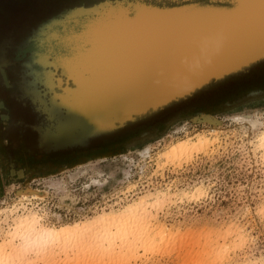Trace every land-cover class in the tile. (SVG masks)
Returning <instances> with one entry per match:
<instances>
[{
	"label": "rangeland",
	"instance_id": "1",
	"mask_svg": "<svg viewBox=\"0 0 264 264\" xmlns=\"http://www.w3.org/2000/svg\"><path fill=\"white\" fill-rule=\"evenodd\" d=\"M237 4L0 0V246L12 252L10 264H264V50L154 103L122 113L117 99L108 115L89 117L70 106L57 111L58 97L73 85L51 54L40 58L43 28L58 20L82 30L119 12L199 17L210 9L232 13ZM199 135L209 142L198 146ZM187 137L191 145L174 148ZM133 203L142 219L144 209L149 214L152 234L165 229L163 239L155 235L133 250L116 241L105 252L91 233L88 254L86 241L75 251L80 239L36 254L23 249L17 231L32 215L52 229L99 227Z\"/></svg>",
	"mask_w": 264,
	"mask_h": 264
},
{
	"label": "bare ground",
	"instance_id": "2",
	"mask_svg": "<svg viewBox=\"0 0 264 264\" xmlns=\"http://www.w3.org/2000/svg\"><path fill=\"white\" fill-rule=\"evenodd\" d=\"M119 13L96 17L91 25L82 30L60 20L43 28L44 39L39 42L43 53L41 60L45 59L46 54H51L52 59L63 68V75L73 85L66 87L64 94L58 97L61 103L55 104L57 111L70 106L74 110L78 108L83 111L88 117L91 114L96 116L99 112L108 115L116 107L117 99L124 104L122 113L131 111L191 87L208 75L218 74L226 68L232 70L230 66L234 65L235 68L236 63L244 58H256L255 55L264 50V0H238L232 13L210 9L199 17L190 16L185 10L157 16L137 9L134 17L130 18ZM68 63L74 64L71 71L67 69L71 65ZM67 71L70 73L66 74ZM187 139L174 143V148L181 150L187 147L190 144ZM204 140L209 142L203 135L195 139L198 146L206 143ZM258 140L264 145L263 130ZM138 204L125 207L121 212L124 215H117L121 216L120 219L117 216V219L114 216L104 218L99 227L91 223L83 227L52 229L39 225L38 217L32 215L20 221L17 231L22 232L23 249H32L36 254L42 253L48 245L65 249L74 239V245L76 239L81 240L75 246V251L80 250L81 243L86 241L85 251L88 254V250H92V244L88 243L92 241L91 233L101 238L97 244L99 250L104 248L105 252H113L116 241L118 249L128 247L133 250L138 244L143 246L154 242L155 235L164 237L162 235L165 232L160 227L157 233H151L152 227L148 225L151 223L147 224L144 220L145 214H149L144 209L146 213L142 219L140 209L144 207H138ZM150 217L147 219L150 220ZM96 228L99 232H96ZM92 229L95 232H91ZM1 246L0 264H8L13 259L12 252L7 254L4 250L6 247ZM80 255L86 257L82 253Z\"/></svg>",
	"mask_w": 264,
	"mask_h": 264
}]
</instances>
